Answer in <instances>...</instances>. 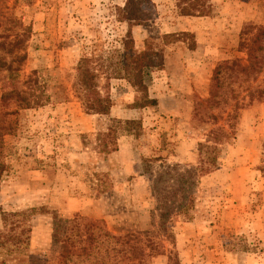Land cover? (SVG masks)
Masks as SVG:
<instances>
[{"label": "rangeland", "instance_id": "1", "mask_svg": "<svg viewBox=\"0 0 264 264\" xmlns=\"http://www.w3.org/2000/svg\"><path fill=\"white\" fill-rule=\"evenodd\" d=\"M204 1L185 16L182 0H0V264H66L56 217L157 243L120 264H264V68L214 78L247 65L264 0ZM126 38L155 61L142 86ZM82 59L108 114L81 99ZM179 173L191 202L162 219Z\"/></svg>", "mask_w": 264, "mask_h": 264}, {"label": "trees", "instance_id": "2", "mask_svg": "<svg viewBox=\"0 0 264 264\" xmlns=\"http://www.w3.org/2000/svg\"><path fill=\"white\" fill-rule=\"evenodd\" d=\"M188 2V7L181 9V14L188 15H206V5L204 0H182ZM165 37L168 35H164ZM20 35H15L16 41L14 44L19 43ZM13 41V42H14ZM264 25L256 28L249 42L241 41L240 46H244L247 52V65L243 66L239 61H224L217 66L215 80V88H219V81L217 75L220 73V69L224 68L230 71L237 70L246 75L257 74L264 68ZM132 40L126 38L123 41L124 54L122 56L121 63L127 73H131L134 77L133 84L142 86V70L145 67L156 66L155 61L151 58L150 51H131L130 45ZM12 45V43H11ZM153 53V51H151ZM156 53V52H155ZM154 54V53H153ZM23 56H19L22 60ZM86 59H82L77 67V80L81 89L84 105L87 110L93 113L108 114L110 110V101L107 98L101 97L95 87V74L89 69V66L85 63ZM6 68L12 70L13 66L7 64ZM130 71V72H129ZM216 89H211V98L217 95ZM264 90V89H261ZM17 92L9 91L2 95L4 99L11 97ZM154 102L153 99L150 101ZM28 105V103H26ZM128 122V121H127ZM176 169V168H175ZM179 180H175L177 187L181 191V201L174 205L175 201H169V204H173L171 209L160 213V217L164 219L167 212L185 213L187 212L188 205L190 204V184L188 179L182 173L177 174ZM161 175L155 179V184L160 183ZM176 187V188H177ZM159 188L155 187L157 192ZM159 194V193H158ZM176 194V192H175ZM53 243L61 244L60 257L64 259L67 264L71 259V255L76 257H83L86 264H120L123 261H134L140 263L144 257L150 255V252H158L159 247L157 243L152 239L141 238L138 233H126L124 235H113L105 231L102 227L96 225L93 222H82L78 217L72 219L55 218L53 223L52 233ZM151 243V245H149ZM149 250V252H147ZM78 251V253H76ZM94 260V261H93Z\"/></svg>", "mask_w": 264, "mask_h": 264}]
</instances>
